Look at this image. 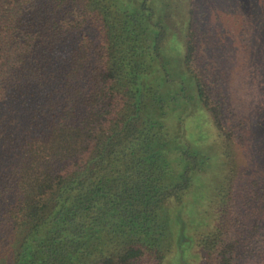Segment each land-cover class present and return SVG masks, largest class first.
Here are the masks:
<instances>
[{
    "label": "trees",
    "instance_id": "trees-1",
    "mask_svg": "<svg viewBox=\"0 0 264 264\" xmlns=\"http://www.w3.org/2000/svg\"><path fill=\"white\" fill-rule=\"evenodd\" d=\"M184 2L181 41L180 0H0V264H163L188 242L172 205L207 159L170 134L165 102L192 89L215 129L220 110ZM228 189L198 239L203 264H234Z\"/></svg>",
    "mask_w": 264,
    "mask_h": 264
},
{
    "label": "rangeland",
    "instance_id": "rangeland-1",
    "mask_svg": "<svg viewBox=\"0 0 264 264\" xmlns=\"http://www.w3.org/2000/svg\"><path fill=\"white\" fill-rule=\"evenodd\" d=\"M180 1L170 34L183 41L189 2ZM192 1L200 68L219 106L220 128L215 129L190 88L184 98L165 102L170 134H183L180 139L207 164L172 205L176 239L183 230L190 238L174 246L163 264H203L198 239L218 224L226 209L218 203L220 185L229 188L241 223L234 264H264V0ZM166 53L179 74L180 45L169 42ZM179 114L185 115L182 124L175 123ZM259 251L261 257L254 258Z\"/></svg>",
    "mask_w": 264,
    "mask_h": 264
}]
</instances>
